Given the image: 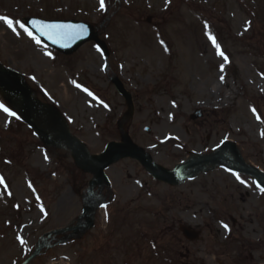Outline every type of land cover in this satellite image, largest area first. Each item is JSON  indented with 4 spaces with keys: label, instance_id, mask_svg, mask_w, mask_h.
<instances>
[{
    "label": "rangeland",
    "instance_id": "374dc122",
    "mask_svg": "<svg viewBox=\"0 0 264 264\" xmlns=\"http://www.w3.org/2000/svg\"><path fill=\"white\" fill-rule=\"evenodd\" d=\"M0 17L86 23L105 45L61 53L0 20V69L20 77L34 120L55 113L91 157L126 140L170 171L228 141L264 174V0H0ZM150 43L158 53L143 52ZM112 76L134 105L121 126ZM0 104L16 113L0 109V264H264V192L251 177L218 163L158 181L122 155L97 182L23 121L19 93L0 85Z\"/></svg>",
    "mask_w": 264,
    "mask_h": 264
},
{
    "label": "water",
    "instance_id": "95a60500",
    "mask_svg": "<svg viewBox=\"0 0 264 264\" xmlns=\"http://www.w3.org/2000/svg\"><path fill=\"white\" fill-rule=\"evenodd\" d=\"M33 21H38L39 23L36 24V26L34 27ZM27 23L29 27L38 36L44 39L51 46L63 52H70L74 50L86 40L89 39L96 40V36L92 33L91 27L86 24L75 23V22H43L35 19H29ZM43 25H65L71 27L70 28L66 27L60 35H57L55 37L56 42H53V39L49 38L47 34L41 35L42 31H45L46 33V30L42 27ZM81 26H83V30H81ZM113 82L116 86V89L122 95L125 96L128 102H130L129 94L123 90L121 84L117 81V79H114ZM1 84L6 85L21 94L23 99V113H22L23 119L39 134V136L45 143L52 144L55 146H57L59 143H62L64 145L69 146L74 153V157L77 164L88 171L96 170L98 173V180H101V178L103 177L102 169H104L109 164L110 159L113 156H117L119 154H127V155L131 154L135 156L152 170L155 177L162 180H173L174 176H176L178 173L181 172V169L191 164L210 162L218 158L223 159L222 156L214 155L208 158L200 159L196 162L187 163L181 167H177V169L172 170L170 173L167 172L165 173L164 171L156 167L153 163H151L149 159L142 152L129 147H120L114 144H110L107 146L106 153L103 154L102 156L96 158L89 157V155H87V153L83 150V148L63 128L60 127L58 130L53 129L51 136L46 132L45 128L41 124H39V122L36 121V119L34 120L32 114L35 113V107H34L35 105L31 100V98L29 97L27 91L21 85L17 75L8 72L6 70L0 69V85ZM198 116H200L199 110L196 111V113L192 116V118H196ZM109 151H111L112 153L109 154ZM232 163L244 165L246 167V172H249L254 175L256 174L254 171L249 169L245 164H243V162L240 159ZM260 182L264 187V180L260 178ZM93 184L94 182L90 183L91 186ZM89 208L90 207L88 206L84 207L83 213L87 214ZM179 229L182 232V234L189 240H194L198 236V232L191 230L189 227L180 226Z\"/></svg>",
    "mask_w": 264,
    "mask_h": 264
},
{
    "label": "bare ground",
    "instance_id": "6f19581e",
    "mask_svg": "<svg viewBox=\"0 0 264 264\" xmlns=\"http://www.w3.org/2000/svg\"><path fill=\"white\" fill-rule=\"evenodd\" d=\"M135 51H136V53H141V50L140 49H135ZM154 51V52H153ZM144 53H147L148 55H150V54H152V53H158L159 52V50L155 47V45L153 44V43H150L149 45H148V47L143 51ZM132 52H129L128 54H127V57L128 56H131L132 54H131ZM50 128H52V126L51 125H48ZM228 142V141H227ZM227 142H222L221 144H220V152L221 153H219L217 150H215V151H213V152H211V153H209L207 156H211V155H221L222 157H224V158H226V159H228V160H231L232 158H230L231 156L229 155V153L227 152V147L225 146V145H228L227 144ZM133 149H135V148H133ZM227 149V150H226ZM136 150V149H135ZM198 152H196V153H194V154H192V155H190L187 159H186V161H191V160H194V159H197V156H198V154H197ZM223 158V159H224ZM222 158L220 159V158H218V159H216V160H214L212 163H201V164H195V165H189V166H187V167H185V168H183V169H181V172L179 173V174H177V176H176V180H178V179H181L182 177H185V176H190V175H196L197 173H200V172H204V171H206L207 169H209L210 168V166L213 164V165H218V163L219 162H222V160H223ZM186 161H184V162H182L181 164H183V165H185V164H187V162ZM165 172V171H164ZM166 172H168V171H166ZM165 172V173H166Z\"/></svg>",
    "mask_w": 264,
    "mask_h": 264
},
{
    "label": "snow or ice",
    "instance_id": "6c2138e0",
    "mask_svg": "<svg viewBox=\"0 0 264 264\" xmlns=\"http://www.w3.org/2000/svg\"><path fill=\"white\" fill-rule=\"evenodd\" d=\"M100 6H101V8H104V0H100ZM0 20H3L8 25V27L12 28L14 31H15L14 23H19V22H14L12 19H9L7 17H0ZM38 23H39L38 21H33V26L35 27L36 24H38ZM19 27L24 28V30L28 33V35L31 36L33 39H35V37L32 36V32L28 31V29L25 28L24 24L19 23ZM42 27L46 30V33H45V31H42L41 35L47 34L49 36V38L53 39V42H56L55 37L57 35H60L66 27L70 28L71 26L43 25ZM81 30H83V26H81ZM37 43H39L38 40H37ZM217 47H219V46L217 45ZM220 54L223 55L222 52ZM85 91H87V89H85ZM89 95H91V93H89ZM0 109H2L4 112L8 113V115H12V116L16 115L15 112H11L3 104H0ZM237 178L239 179V177H237ZM0 182H2V181H0ZM261 191L264 192V188H262ZM21 242L23 243V241H21Z\"/></svg>",
    "mask_w": 264,
    "mask_h": 264
}]
</instances>
